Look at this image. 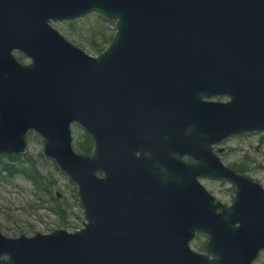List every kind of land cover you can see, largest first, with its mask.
I'll list each match as a JSON object with an SVG mask.
<instances>
[{
    "label": "water",
    "instance_id": "obj_1",
    "mask_svg": "<svg viewBox=\"0 0 264 264\" xmlns=\"http://www.w3.org/2000/svg\"><path fill=\"white\" fill-rule=\"evenodd\" d=\"M92 12L118 21L97 58L47 26ZM3 36L32 64L19 66L0 39V153L22 151L36 130L78 184L88 225L7 243L0 264H250L264 249V194L209 152L264 130V0H0ZM217 95L231 102L202 101ZM73 122L93 136L92 157L71 151ZM208 175L248 186L230 212L211 208L196 181ZM196 232L212 260L189 249Z\"/></svg>",
    "mask_w": 264,
    "mask_h": 264
},
{
    "label": "rangeland",
    "instance_id": "obj_2",
    "mask_svg": "<svg viewBox=\"0 0 264 264\" xmlns=\"http://www.w3.org/2000/svg\"><path fill=\"white\" fill-rule=\"evenodd\" d=\"M54 27L89 55L95 56L114 33L115 24H104L92 15L78 20L74 31L63 23ZM219 147L225 165L238 166L244 175L264 187V135H244ZM42 148L40 137L29 133L24 154L17 158L0 156V230L8 237H30L58 228L73 232L82 227V210L75 186L42 154ZM6 166L8 170L4 169ZM22 172L37 173L40 183ZM201 182L223 204L231 203L234 188L230 183L209 179ZM253 264H264V251Z\"/></svg>",
    "mask_w": 264,
    "mask_h": 264
},
{
    "label": "trees",
    "instance_id": "obj_3",
    "mask_svg": "<svg viewBox=\"0 0 264 264\" xmlns=\"http://www.w3.org/2000/svg\"><path fill=\"white\" fill-rule=\"evenodd\" d=\"M86 142H87V144L84 146H80L79 150H82L83 152L88 153L91 149V141L88 137H86Z\"/></svg>",
    "mask_w": 264,
    "mask_h": 264
}]
</instances>
